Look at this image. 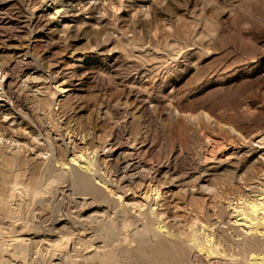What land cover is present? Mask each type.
I'll list each match as a JSON object with an SVG mask.
<instances>
[{
  "label": "rangeland",
  "instance_id": "obj_1",
  "mask_svg": "<svg viewBox=\"0 0 264 264\" xmlns=\"http://www.w3.org/2000/svg\"><path fill=\"white\" fill-rule=\"evenodd\" d=\"M14 1L23 8L28 7L24 9L29 15L41 6L56 19L53 33L42 34L41 42L29 46L27 57L38 68L37 79L28 78L20 68L14 74L19 89L30 99L34 116L21 113L6 96L0 95V127L7 131L0 138V155L14 160L6 165L0 158V169L7 175L5 184L0 185V201L24 200L11 211L13 215L21 212L20 216L30 223L27 231L13 232L10 217L4 218L0 236L25 239L38 234L37 231L42 233L36 238L45 239L50 230L53 236L63 235L57 231L66 224L74 232V239L79 236L90 243L68 264H207V260L198 258L186 245L160 234L156 226L162 220L175 232L181 229L188 233L198 223L199 231L202 225L207 226V232L227 229L233 211L230 203L237 202L239 189L237 181L231 182L232 176L250 170L264 171L261 158H264V0ZM54 5H61V11L54 12ZM13 16L12 12L0 11L3 65L15 57L14 49L25 43L31 32L24 19ZM155 25L163 27L168 34L169 46L155 44ZM1 63L0 82L4 79ZM63 87L68 91L62 92ZM126 100L132 112L123 108L122 101ZM135 103L144 108L136 109L132 106ZM40 124L66 134V141L76 138L77 155L83 148H88V152L96 148L109 154L111 138L116 136L124 141L131 130L133 136L138 134L149 140L147 154L155 162L164 164L173 153L193 162L182 170L193 173L192 180L202 169L203 153L214 144L217 150H222L248 141L253 154L237 173L228 164H221L218 174L212 176L214 189L203 186L202 191V186L196 185V200L184 211L177 212L182 215L178 217L170 212L166 214L158 205L156 215L150 211L149 203L140 198L130 200L136 206L131 210L102 200L84 199L79 189L75 186L70 189L69 182L60 179L54 180L51 192L41 201L20 188L30 180L51 181L61 167L56 160L66 162L69 171L80 165L71 164V154L57 150L55 139L45 136ZM16 173L20 174L17 181L13 179ZM223 181L227 184L223 185ZM54 196L61 197V201L54 200ZM193 213L190 218L184 215ZM58 219V223L62 220L66 223H55ZM145 222L152 229L150 234L141 231L140 224ZM110 224L115 230L111 240L104 236ZM64 235L71 238L68 248L73 246L71 232ZM94 235L105 240L93 238ZM153 246L166 248L168 260L164 262L153 255L150 249ZM8 248L11 254L7 257L11 259L18 249L11 244ZM33 257L35 252L30 250L25 259L14 257V264H33Z\"/></svg>",
  "mask_w": 264,
  "mask_h": 264
},
{
  "label": "bare ground",
  "instance_id": "obj_2",
  "mask_svg": "<svg viewBox=\"0 0 264 264\" xmlns=\"http://www.w3.org/2000/svg\"><path fill=\"white\" fill-rule=\"evenodd\" d=\"M61 5H54L53 8L56 9V11L54 10V12L56 13L60 12ZM40 7L41 6H39L34 12L32 11L33 13L29 15L27 13L28 11L25 10L28 9V7L27 8L24 7L25 8L24 9L23 6H19L17 2H15L14 0H0V11L1 10L9 11L12 12L13 15L19 17L20 19H24L22 20L23 23L25 24V26H27V29L30 28L31 30L29 36L25 38L26 39L25 43L23 42V44L20 47H16L14 49L13 53L15 57L10 59L9 61L7 60V62L4 63V65L0 62L3 65L2 69L4 70V75H3L4 79H2L3 80L2 82H0V87H1L0 90L2 92L0 95L6 96L13 105V107L20 110L21 113L32 116H34L35 113L34 108L30 104V99L28 98V95H25L20 90L21 88L19 89L20 85L18 83V79H16V76L14 74L16 73L18 68H20V71L22 70L26 71V73L28 74V78H33V80L34 79L36 80L38 77L36 75L38 68L32 66L30 63V59L27 57L30 55L29 46L31 45L32 47V44L39 42L41 40L42 34L47 36L52 34L53 23L55 22L56 19L55 16H51V15L49 16L46 13V11ZM23 13L28 14V16L26 15L24 16ZM155 26H154L155 32L153 38L155 44L157 46H162V47L169 46L168 34L165 32L163 27H160L159 25H158L159 27L157 25ZM61 91L65 92L68 91V89H64L63 87ZM37 99L42 100V98L40 97H38ZM122 106L123 108L126 109V111L129 110L131 111V104L127 102V100L122 101ZM132 106L136 107V109L139 110L144 108V106L136 105V103L133 104ZM40 128L46 134L45 136H47L48 138L55 139V143L57 144L56 145L57 150L59 149L60 151L62 149L65 152V154L69 153L72 155V158L70 159L71 164L75 165V163L73 162H78L80 165L79 166L80 168L74 166V168H72V170L69 171L66 169V167L68 166L65 165L66 162L56 160L57 162H59L61 167L59 171H56V174L54 176L52 175L51 181L43 182L39 179L33 181L30 180L27 182L24 188H20L21 191H26L30 193L33 196V198L38 197L39 198L38 200L41 201L45 200L43 199L45 194L51 192L52 183L54 182V180L60 179L69 182L68 186H70V189H72V187L74 186L75 188L79 189L84 199H87L88 197L91 200H102L103 202L105 201L109 205H114L115 207H119L125 210H131L132 207L134 208L136 206H133L134 204H132L130 200H137V198H140V200H145L147 201V203H149V207L151 209L150 211L152 213H155V208L158 205V208L161 207L162 209H164L166 214L170 212V215L178 217V216H182L181 214H179L180 211L181 212L184 211L185 207H187L188 205L191 206L193 204V200H196L197 198L195 195L196 185L202 186L203 188L202 191L205 190V188L212 189L213 186H215V182H213L214 179L212 178V176L218 174L217 171L220 168H222L219 167L221 164L223 166L228 164V166L233 167L235 169L234 172L237 173L238 171L241 170L240 166L246 162V158L251 154H253V149L251 147V144L247 143L248 141L247 142L245 141L246 144L238 143L239 146L234 148L228 147L226 149L223 147L224 149L222 150L220 148H219L220 150H217L218 148H216V145L214 144L213 147L211 146L209 151L203 153L202 165L200 164L202 169L199 175L195 177V180H192L191 175L193 173L190 174V171L182 172V170H184L186 166H191L193 162L191 163V161H187V159L184 158L185 156L182 157L180 154H176V153H173L170 159L164 164L159 161L155 162V160L151 157V155L147 154V150L150 147V146L148 147V145H150L149 140L147 138L138 136V134H135L133 136L131 130L128 133L124 132L126 133L125 136L126 138L124 141H121L116 136L111 138V141L108 143L109 154L101 153V151L96 150V148L95 150L93 151L91 150L90 152H88L87 150L88 148L84 149L82 147L83 150L81 148L80 150L82 151L80 152L79 155H77L76 151L78 148L77 145L78 143L75 136H74L75 139H73L72 141L70 140L72 139L71 137L69 138L68 141H66L65 138L66 134L63 135L61 133H57L55 129L50 125L40 124ZM5 134L7 135V131L5 132L4 128L0 127V138L3 139ZM256 143L254 144L256 145ZM258 143H261V141ZM107 155L111 156V159H108ZM1 157L6 165H11V163L14 161L5 154L0 155V158ZM261 158L264 163L263 156H261ZM194 172H197V170ZM19 177L20 174L16 173L13 179L17 181ZM94 179L98 181L95 182ZM6 180H7L6 172L0 169V185H4ZM234 181H237V183L239 184V189L236 193L237 202L236 201L234 203L229 202L230 206H232L233 211L231 214L232 218L228 222L227 229L219 228L216 232H211V231L207 232L209 231V229L208 230L206 229L207 226L202 225L201 228L202 230L199 231L198 229L201 226L197 220V223L199 225L192 226L190 232L184 233V231L181 229H178L175 232L167 228V226L163 223L162 220H159L158 225L156 226L157 231L164 236L173 237L176 240V242L186 245L187 248H189L191 251L196 253V256L198 258L200 259L204 258L205 260H207V264H264V171L259 173L258 171L250 170V172L246 174H234V176H232L231 182ZM225 184L227 183L223 181V185ZM203 186H205V188ZM16 191H19L18 188H16ZM53 194H56V192H53ZM60 198L61 197L59 196H54V200L61 201ZM21 201L23 202L24 200ZM21 201L19 202H15L13 200L0 201V226L2 225L4 218L10 217V226L13 228V229L11 228L13 232L17 231L16 229L18 230L21 229L22 231H27L29 229V225H30L29 220L28 219L26 220L24 216L21 217L20 216L21 212L20 213L18 212V214L13 215L11 211V208L13 206L19 207ZM22 209L23 207L20 208V210ZM174 212L175 214H172ZM184 215L185 217L190 218L195 214L193 213L189 215L186 214ZM62 216L65 217V214H63ZM52 218H54L55 220V217ZM59 220L60 219L56 220L55 223H58L57 221ZM232 220L233 222H231ZM59 223L61 224L66 223V221L62 220ZM84 223L87 224V221ZM49 224L51 223L49 222ZM103 224L104 223H102V225ZM140 225H142L140 227H143L141 231H144L145 233L148 234L151 233L152 229L150 225L146 224V222ZM65 226L66 224L61 226L62 228L57 231L58 233L63 235L53 236V232H51L50 230V232L48 231V233H46L49 234L50 237L48 236V238L45 239H37L36 235L42 233L37 231L36 233L38 234H33L31 237L25 239H23V237L22 239H11L0 236V264H14L16 262V261L14 262V257L17 256L20 259H25L29 254L30 250H32L33 253L35 252V257H33L32 260L33 264H68V261L73 259L72 257L75 256L76 253L78 254L80 250L82 251L84 249L85 247L84 245L89 243V240L86 238L82 239V237L80 238L79 236H76L74 239L73 237L75 235L72 237V234H74V232L69 231L70 229H68ZM107 227H108V231H104L107 229ZM107 227L105 226L106 229L101 227L104 229L103 230L104 232L106 233L108 232V234H104V236L107 235L109 239L110 237L113 238L111 234L115 232V230L113 231V227L111 224L108 225ZM65 232L68 233L71 232V237L75 241L74 245L69 246V248L67 244H69L71 238L70 237L66 238L64 235ZM98 232L97 234H99ZM1 234L4 235V233ZM94 236L92 237L97 239H99L98 237H100L96 235ZM100 238L105 240L104 239L105 237L103 238V236ZM94 241L97 240L94 239ZM10 244L16 245L18 250L16 249L17 251H15V253L16 252L19 253V255H15V253L14 254L12 253V258H11L12 260L7 257L8 254H11L10 253L11 251L8 248ZM89 244H87L86 246H88ZM150 249L153 255L159 256L161 259H163L164 262L168 260L169 253L167 252L168 250L166 248L162 246H153L150 247Z\"/></svg>",
  "mask_w": 264,
  "mask_h": 264
}]
</instances>
